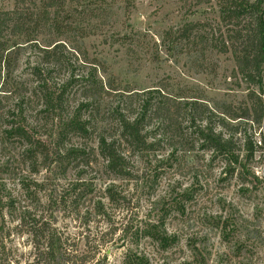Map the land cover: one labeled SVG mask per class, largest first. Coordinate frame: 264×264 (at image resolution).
<instances>
[{
    "label": "trees",
    "instance_id": "obj_1",
    "mask_svg": "<svg viewBox=\"0 0 264 264\" xmlns=\"http://www.w3.org/2000/svg\"><path fill=\"white\" fill-rule=\"evenodd\" d=\"M10 1L9 8L0 7V101L9 99L16 106L0 107V119L5 123L0 124V135L5 140L15 137L22 141L21 156L30 169L38 167L41 138L53 128L55 165L62 175L71 166L91 169L97 164L106 177L129 182L132 167L144 158L167 153L169 159L197 151L217 159L222 173L235 175L249 196L264 191V132L259 142L246 141L243 136L239 142L224 119L196 101L156 91L136 95L129 90L116 92L111 82L96 77L99 73L81 41L73 46L58 39L67 32L85 38L88 30L78 26L79 22L101 19L102 6L106 5L102 0ZM216 7L222 29L216 26L209 34L203 33L200 42L214 44L217 53L230 52L233 77L256 85L264 65V0H218ZM94 23L91 29L103 25L98 20ZM198 26V22L183 20L164 36L173 47L182 40L185 46H193ZM21 57L25 65L17 74ZM85 68L88 71L82 72ZM247 98L261 102L252 91ZM24 109L30 112L36 129L28 128L24 120H6L14 118L10 114L14 110L20 116ZM255 155L262 165L259 175L250 166ZM68 193H75L74 189ZM185 196V192L178 195L171 189L164 196L166 200L152 202L145 214L126 217L121 228L99 212L109 226L100 239L110 234L109 230L119 232L116 241L123 250L121 264H148V258L156 260L155 264H206L205 254L195 248L193 234H188L183 223L172 230L167 228L169 217H183ZM105 197L111 204L124 199V195L109 190ZM204 220L222 242L240 247L231 217ZM27 227L32 248L28 264H89L52 223L32 220ZM141 242H147L150 254L137 251Z\"/></svg>",
    "mask_w": 264,
    "mask_h": 264
},
{
    "label": "rangeland",
    "instance_id": "obj_2",
    "mask_svg": "<svg viewBox=\"0 0 264 264\" xmlns=\"http://www.w3.org/2000/svg\"><path fill=\"white\" fill-rule=\"evenodd\" d=\"M102 1L106 4L102 6L104 16L94 22L103 25L96 23L98 28L91 29L95 23L82 19L78 26L88 30L85 38L69 32L58 38L73 46L83 43L98 79L103 76L120 93L156 91L186 97L224 119L237 141L243 136L246 141L259 142L264 132V65L260 81L251 85L233 77L230 52L217 53L214 44L200 42L203 33L209 34L216 26L222 29L218 0ZM10 4V0H0V7L9 8ZM183 20L198 22L200 31L193 46H185L182 40L173 47L164 32L179 27ZM215 46L219 48L218 43ZM24 65L21 57L17 74ZM251 91L261 102L247 98ZM12 104L9 99L0 101V107ZM10 114L14 118L6 119L8 122L24 120L28 128L36 129L27 109L20 116L17 110ZM0 124H5L3 119ZM54 139V129L50 128L48 136L41 138L38 167L32 170L21 156L22 141L15 137L5 140L0 135V264L30 262L27 226L32 220L52 223L89 264H121L123 250L116 241L119 232L109 230L101 240L100 234L109 226L98 213L103 212L105 219L119 228L126 217L145 214L152 202L165 199L171 189L178 195L185 192L187 199L182 203L183 217H169L167 228L172 230L183 223L188 234H193L195 248L205 254L206 264H264V191L249 196L235 175L222 173V164L211 160L210 154L182 152L169 159L167 153L149 156L134 164L129 182H122L106 177L97 164L91 169L71 166L62 175L55 165ZM255 161L250 166L259 175L261 161ZM72 189L75 193L70 195ZM106 190L122 194L124 199L111 204ZM211 216L231 217L240 247L220 240L204 220ZM140 250L151 253L147 242L139 244ZM103 254L106 260H102ZM151 259L148 264H155Z\"/></svg>",
    "mask_w": 264,
    "mask_h": 264
}]
</instances>
